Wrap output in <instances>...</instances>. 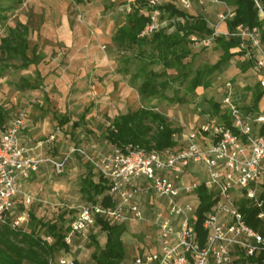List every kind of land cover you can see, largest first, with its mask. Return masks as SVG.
Returning <instances> with one entry per match:
<instances>
[{"label":"built area","instance_id":"1","mask_svg":"<svg viewBox=\"0 0 264 264\" xmlns=\"http://www.w3.org/2000/svg\"><path fill=\"white\" fill-rule=\"evenodd\" d=\"M132 1H138L142 12L148 15L138 33L140 38L171 28L176 19L167 17L163 11L167 3L182 10H188L194 1L199 5H221L216 23H210L214 34H221L218 24L233 15L225 0ZM255 4L264 19L257 0ZM120 8L130 10L131 5ZM236 30L257 53L254 57L259 73L257 81L264 91V50L259 30L240 25ZM191 38L194 44L211 43V38ZM240 46L245 47L246 43L242 41ZM233 93L232 83L226 81L222 102L231 127L221 120L208 119L196 130L182 135L176 148L147 151L137 146L113 145L108 154L97 156L81 146L71 147L61 159L29 154L20 137L24 125V113L20 111L0 128V223L24 229L29 221L27 207L35 200L25 190L30 175L43 163L50 164L59 174L64 171L67 159L78 154L108 181L113 203L105 206L98 201L79 206L63 236L68 247L76 239L77 246L82 247L101 217L116 224L130 220L147 222L154 229V246L133 256L128 264H253L255 259L264 262V111L245 110L233 101ZM201 186L212 200L203 213V242L194 229L199 204L197 188ZM144 197L149 199L147 207L142 204ZM241 203L255 210V217L261 221L258 227L245 221ZM43 240L50 243L52 236L44 235ZM57 264H75V260L59 256Z\"/></svg>","mask_w":264,"mask_h":264},{"label":"trees","instance_id":"2","mask_svg":"<svg viewBox=\"0 0 264 264\" xmlns=\"http://www.w3.org/2000/svg\"><path fill=\"white\" fill-rule=\"evenodd\" d=\"M225 1L233 11V15L225 21L226 34H214L213 27L203 14L189 12L191 7L188 10H182L167 3L163 6V11L167 13V17L176 19L171 28H162L147 38H140L138 33L147 22L148 15L142 12V5L131 6L124 16L123 24L114 32L112 40L118 47H133L140 53V61L133 78L142 77L137 87L141 100L155 97L163 90L171 88L177 80L180 85L184 84L182 89L187 94H194L199 87L203 89L210 87L215 73L221 71L223 63L236 54H246L251 48L246 37L236 34L238 25L249 29L256 27L264 50V19L259 16L255 0ZM257 2L264 11V0H257ZM8 28L10 30L8 35L0 38V51L8 58L19 56L21 65L24 67L36 62L38 55L34 54L35 50L31 52L32 57L28 53L29 26L20 23ZM192 36L196 37V40L211 38L213 47L219 51V55L213 64L196 69L189 78L194 49H196ZM242 41L246 43L245 47L240 46ZM144 45L149 46L150 49L146 57L143 55ZM130 58L126 60L132 61ZM244 63L243 66L251 67L253 60L248 56ZM153 65L159 66L161 70L153 68ZM169 70L175 71L174 76L170 75ZM158 79L161 80L158 81ZM26 81L24 79V82ZM262 93L256 81L251 104L243 108L247 111H257ZM178 99L180 98L177 97ZM203 102L211 108V113L231 127L227 108H223L225 106L223 102H219L213 96L203 97ZM6 118L7 111L0 106V128L4 126ZM173 131L174 128L167 122L165 115L152 107L140 105L136 109H128L114 117L112 122L105 126L102 135L111 145L119 147L131 145L148 151L171 145ZM87 167V172L80 178L79 192L82 198L86 203L99 201L105 206L112 204L111 196L108 194V181L100 175L97 180H94L92 165L88 163ZM197 194L199 204L194 229L199 241L203 242L205 237L201 226L203 213L209 209L212 200L210 193L203 186L197 188ZM241 208L245 221L254 228L258 227L261 221L255 217V210L244 203H241ZM62 218L63 215H59V219L62 220ZM29 222V227L24 229H14L7 223H0V264H53L51 261L60 252L68 250V246L63 241L67 226L63 227L57 222L37 219L31 211H29ZM38 224L45 229L44 235L52 236V242L47 243L43 240L44 235L36 230ZM96 226L104 232L105 236L102 244L96 241V249L91 255L92 264H122L126 258V249L122 240L125 232L124 224L112 223L98 217ZM92 239L95 238L92 237ZM75 264L79 262L75 260ZM253 264H264V262L255 259Z\"/></svg>","mask_w":264,"mask_h":264},{"label":"rangeland","instance_id":"3","mask_svg":"<svg viewBox=\"0 0 264 264\" xmlns=\"http://www.w3.org/2000/svg\"><path fill=\"white\" fill-rule=\"evenodd\" d=\"M207 4L216 3H205L201 5V7ZM207 7H210V10H208V8L205 10V14L207 13L206 16L210 17V15H214V13L219 11L210 5ZM32 10V8L24 6V0H0V38L8 35L10 31L8 27L20 23L24 24V21H26L31 29L27 35L29 55H31L33 50L42 51L45 48V40L43 41L41 35L38 37V33L36 35L33 30L35 28H37V30L40 29L38 21L43 18L44 14L46 15L49 13L53 15L51 14L52 11L50 12L48 10L40 12H34ZM68 12L71 15L75 14V18L77 17L81 20L79 12H82V10H75L73 6H71ZM125 14V12H119L115 17L124 19ZM89 29L93 31L94 26L90 25ZM105 36L107 37L106 39L98 38L97 36L91 43L94 48L109 53L107 64H99L93 68V71L96 73L97 70L95 69H98L99 74H96L94 78L98 77L99 80H101L100 82L105 80L106 76L108 77L106 84H108L109 89L104 91L101 95L106 103V113H108L109 116L106 114L100 116L99 113L103 112H99L97 107L95 109L93 108V110L91 109L90 113L92 114L84 121L78 117L82 110L81 106L72 110L75 116L78 117L77 122L79 123V127L72 132V136L70 137H55L52 140L54 143H62L64 145L63 150H66V148L74 144H82L90 150L106 149L109 146H106L107 144L104 142L105 139L102 135L105 126L111 123L113 118L120 112H125L128 109H136L140 107V105L152 107L155 111L166 116L167 122L174 128V131L172 133V144L165 148H176L181 143L182 135L187 134L191 130H196L200 124L207 122L208 119L221 120L218 116L211 113V108L203 102V97L213 96L216 97L219 102H222L224 84L226 81L230 80L232 74H234L237 69V65L243 66L249 56L253 60L251 75L253 77L259 75L254 64V57H256L257 53L253 48H250L247 50V54L244 57L240 54H236L222 64L221 71L216 72L213 77L212 82L215 83L214 85L217 89H215V91L212 90L214 94L211 92L210 87L205 89L199 87L195 90L194 94H187L184 89H182L184 84L180 85L177 80L173 83L171 88L163 90L155 97L141 100L137 87L142 77L133 78L140 61V53L133 47H118L112 38L109 37V33H105ZM52 46L54 45L52 44ZM195 46L196 49H194L193 61L189 70V78L196 69L213 64L219 55V51L213 47L212 42L207 46L199 43L195 44ZM49 49L50 51L54 50V48ZM143 49V55L146 57L150 50L149 46L144 45ZM128 57H131L130 59H132V61L126 60ZM46 61L49 62L50 58L45 59L43 62L45 63ZM96 62L97 61L94 60V63ZM21 64L22 62L19 56L8 58L0 51V106L3 108L11 106L10 111L12 110L13 112L12 115H7V119L20 111L24 113L25 117V115H31L32 111H40V113H43L50 108V106L42 104L44 103L46 94L44 95L40 92V89L39 91L33 89L24 90V79H28L30 83H38V86L46 85L48 90L45 93L51 94L53 90L52 81L57 75L55 69H50L48 71L45 68V70H41V74L43 75L41 76L36 75L33 67L24 69V66ZM152 67L161 70L159 66L153 65ZM168 72L171 76H174L175 71L169 70ZM236 79L233 78V80H230L232 85ZM160 80L161 79H158V81ZM111 84H113L114 88H111ZM222 85L223 92L221 93ZM177 97L180 99L177 100ZM259 102L257 111H264V91ZM223 108L226 107L223 106ZM12 112H10V114ZM67 127H69V125H67ZM163 149L164 148L150 149L148 151ZM87 169V164L83 163L79 158L76 160V165H67L64 171L59 174L55 173L52 167H48L47 172L36 179L34 183L27 184L26 190L35 198L27 209L33 212L37 219L47 222H57L58 224H62L63 227H66L70 221L71 215L79 206L86 203L79 192V186L80 178L87 172ZM192 174L193 173H191V176L193 177ZM147 197H144L142 200V204L146 207L149 201ZM18 205L21 206V203L19 202ZM61 214L63 215L62 220L59 219V215ZM29 224L30 222L27 223L25 228H28ZM32 224H34V222H32ZM122 224L125 226L122 240L126 249V261L154 246V229L147 222L130 220ZM36 230L39 234L44 235L45 229L39 226V224L36 225ZM104 236V232L96 228L82 243L84 249L81 252H83L90 261L92 260L91 255L96 249V241L102 244ZM92 237L95 239H92ZM51 262L54 263V259Z\"/></svg>","mask_w":264,"mask_h":264},{"label":"crops","instance_id":"4","mask_svg":"<svg viewBox=\"0 0 264 264\" xmlns=\"http://www.w3.org/2000/svg\"><path fill=\"white\" fill-rule=\"evenodd\" d=\"M127 4L138 6V3L132 0H24V6L32 8L34 12L48 10L50 12L52 11L51 14H53H44L43 18L38 21L40 29L37 30V28H35L33 30L36 35L38 33V37L41 35L43 41L45 40V48L42 51H35L34 54L38 55L37 61L28 64L24 69L33 67L36 75L41 76H43L41 70H45V68L48 71L50 69H55V73L57 74L52 81L53 90L51 94L45 93L48 90L46 85L38 86V83H30L28 79H25L27 81L24 82V90L33 89L39 91L40 89V92L44 95L46 94L44 103L42 104L50 106L49 110H45L43 113H40V111H32L31 115H25L24 117V125L20 130V137L24 145L28 147L29 154L39 158L53 157L61 159L73 146H81L93 156L108 154L111 151L113 145L107 140L104 142L107 144L106 146L109 147L102 150H90L82 144H74L66 148V150H63L64 145L62 143H54L52 140L55 137L64 138L72 136V132L79 127L77 118L79 117L85 121L92 114L90 112L93 108L95 109L98 107L99 112H103L99 113L100 116L105 114L108 115V113H106V103L101 95L104 91L109 89L108 84H106L108 77L106 76L105 80L100 82L101 80H99L98 77L94 78L96 74H99L98 69H95L97 70L96 73L93 71V68L99 64H107L109 53L94 48L91 42L97 38V36L98 38L106 39L105 33H109L110 38L113 37L116 29L124 22V19H118L115 16L119 12H128L129 10L126 8H120ZM209 5L215 7L216 10H222L223 8L219 4H207L201 7V5H198L197 2L194 1L189 12L192 14H203L209 24L216 23L217 13H214V15L212 14L213 16L210 15V17L206 16L207 13L205 14L207 8L210 10V7H207ZM71 6H73L75 10H82V12H79L81 20L77 17L75 18V14H69L68 9ZM24 24H27V22L24 21ZM90 25L94 26L93 31H90ZM218 31L221 34L227 33L225 22H220L218 24ZM52 44L54 46H52ZM49 48H54V50L50 51ZM246 54L242 56L244 57ZM29 56L32 57V55ZM47 58H50V61L44 63L43 61ZM94 60L97 62L94 63ZM251 69V67L237 65L236 71L230 78V80L237 78L233 82V101L242 107L251 104V97L253 95L252 90L256 83V78H258V75L257 77L251 75ZM214 84L215 83L212 82L210 86L212 93V90L215 91L216 89ZM111 88H114L113 84H111ZM222 92L223 85L221 87V93ZM79 106L82 107V110L78 117H76L72 110H75ZM10 107L4 108L7 110V115L13 114L12 110L10 111ZM8 110L12 113L10 114ZM7 120L6 118V121ZM67 125H69V127H67ZM78 158L81 159L83 163L88 164L82 156L72 154L67 159L65 167L67 165H76V160ZM48 167L52 166L48 163H43L37 172L32 173L26 182L25 190L27 184L34 183L36 179L47 172ZM98 177L99 175L94 171V180H97ZM96 228L97 226L91 231L93 232ZM77 243L78 240L76 239L75 244L68 247L66 252H60L59 255L54 258V264H57V258L59 256L73 258L78 261L79 264H92V260L90 261L86 255L81 252L84 249L83 246L78 247ZM130 260L126 261L125 259L122 264H128Z\"/></svg>","mask_w":264,"mask_h":264}]
</instances>
